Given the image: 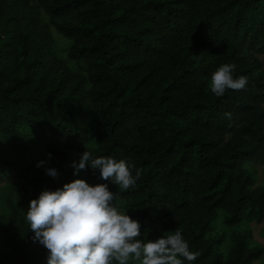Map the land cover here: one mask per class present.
Instances as JSON below:
<instances>
[{"label": "trees", "instance_id": "obj_1", "mask_svg": "<svg viewBox=\"0 0 264 264\" xmlns=\"http://www.w3.org/2000/svg\"><path fill=\"white\" fill-rule=\"evenodd\" d=\"M225 63L248 84L217 97ZM86 146L141 169L136 185L75 173ZM262 165L264 0H0V182L19 179L4 186L0 264H48L28 206L78 178L118 193L139 239L178 228L191 264H254L264 244L237 228L264 221Z\"/></svg>", "mask_w": 264, "mask_h": 264}, {"label": "clouds", "instance_id": "obj_2", "mask_svg": "<svg viewBox=\"0 0 264 264\" xmlns=\"http://www.w3.org/2000/svg\"><path fill=\"white\" fill-rule=\"evenodd\" d=\"M234 69V64L225 63L211 74L210 89L217 97L226 90L246 89L248 78H234ZM86 148L79 162L72 164L75 173L90 164L92 169L100 170L103 180L112 181L120 191L136 185L141 169H135L133 175L134 165L110 156L94 157ZM47 174L55 177L58 172L49 168ZM118 202L119 194L111 191L108 184L91 185L78 178L55 191L44 189L32 199L25 223L35 234L34 241L48 250V264H191L197 259L199 253L189 249L178 228L174 234L156 240L139 239L140 222L121 211Z\"/></svg>", "mask_w": 264, "mask_h": 264}, {"label": "rangeland", "instance_id": "obj_3", "mask_svg": "<svg viewBox=\"0 0 264 264\" xmlns=\"http://www.w3.org/2000/svg\"><path fill=\"white\" fill-rule=\"evenodd\" d=\"M54 35L56 37V40L60 46V50L63 51V48L67 46V42H66V38L59 35L56 31H54ZM65 38V39H64ZM60 51V55L64 56V53ZM79 162L77 159L73 160L72 162L69 163L70 167H73L72 164L73 162ZM258 170V175H259V182L264 183V165L262 166H258L257 167ZM18 177H15L13 174H11V176L6 177L5 181L0 182V218L3 217L4 215V206H3V199L5 198V190H4V186L9 183L10 181H18ZM222 213V211L220 210V214ZM223 213L219 216V218L214 222V226L215 228H217V230H219L220 232H223L225 229H229L228 230V239L226 241V244L224 245V249L225 248H229L230 245V241H231V237H230V233H231V229L230 228H226L225 224L223 223ZM247 227H251L253 229V233H254V239L262 244H264V221L261 223H249L248 222H244L241 226H239L237 229H244ZM254 264H264V256L259 260L256 261Z\"/></svg>", "mask_w": 264, "mask_h": 264}]
</instances>
